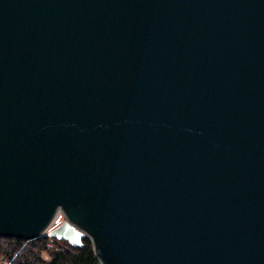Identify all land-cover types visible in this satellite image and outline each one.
Returning a JSON list of instances; mask_svg holds the SVG:
<instances>
[{"label": "water", "instance_id": "1", "mask_svg": "<svg viewBox=\"0 0 264 264\" xmlns=\"http://www.w3.org/2000/svg\"><path fill=\"white\" fill-rule=\"evenodd\" d=\"M100 264H264V0H0V236Z\"/></svg>", "mask_w": 264, "mask_h": 264}, {"label": "trees", "instance_id": "2", "mask_svg": "<svg viewBox=\"0 0 264 264\" xmlns=\"http://www.w3.org/2000/svg\"><path fill=\"white\" fill-rule=\"evenodd\" d=\"M0 258L14 264H100L88 238L74 247L46 234L28 241L0 236Z\"/></svg>", "mask_w": 264, "mask_h": 264}, {"label": "rangeland", "instance_id": "3", "mask_svg": "<svg viewBox=\"0 0 264 264\" xmlns=\"http://www.w3.org/2000/svg\"><path fill=\"white\" fill-rule=\"evenodd\" d=\"M63 221H64L63 215L62 214H58L56 216V218L53 220V222L51 223V225L48 227V229L45 231V234L47 235L49 231H51L52 229H54L55 227H57L58 225H60ZM5 261H8V260H5ZM2 262H4V261H2ZM0 264H2V263L0 262Z\"/></svg>", "mask_w": 264, "mask_h": 264}, {"label": "bare ground", "instance_id": "4", "mask_svg": "<svg viewBox=\"0 0 264 264\" xmlns=\"http://www.w3.org/2000/svg\"><path fill=\"white\" fill-rule=\"evenodd\" d=\"M1 260H2V259H0V262H1L2 264H14V263L11 262V261H5V260H2V261H4V262H2Z\"/></svg>", "mask_w": 264, "mask_h": 264}]
</instances>
